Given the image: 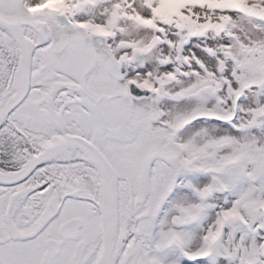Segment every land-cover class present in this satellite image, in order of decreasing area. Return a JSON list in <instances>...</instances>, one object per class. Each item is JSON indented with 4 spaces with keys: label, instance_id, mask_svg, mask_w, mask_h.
Returning a JSON list of instances; mask_svg holds the SVG:
<instances>
[{
    "label": "snow or ice",
    "instance_id": "snow-or-ice-1",
    "mask_svg": "<svg viewBox=\"0 0 264 264\" xmlns=\"http://www.w3.org/2000/svg\"><path fill=\"white\" fill-rule=\"evenodd\" d=\"M0 264H264V0H0Z\"/></svg>",
    "mask_w": 264,
    "mask_h": 264
}]
</instances>
